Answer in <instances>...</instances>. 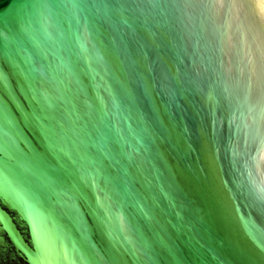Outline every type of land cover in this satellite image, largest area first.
Returning <instances> with one entry per match:
<instances>
[{
	"label": "water",
	"instance_id": "obj_1",
	"mask_svg": "<svg viewBox=\"0 0 264 264\" xmlns=\"http://www.w3.org/2000/svg\"><path fill=\"white\" fill-rule=\"evenodd\" d=\"M184 2L118 54L102 19L0 0V264H264V0ZM81 101L95 124L143 137L128 182L102 141L70 176L55 171L68 145L45 130Z\"/></svg>",
	"mask_w": 264,
	"mask_h": 264
},
{
	"label": "snow or ice",
	"instance_id": "obj_2",
	"mask_svg": "<svg viewBox=\"0 0 264 264\" xmlns=\"http://www.w3.org/2000/svg\"><path fill=\"white\" fill-rule=\"evenodd\" d=\"M189 6L191 5L184 2V0H59L58 4L52 3L50 0H36L32 16L37 9L41 8L56 11L70 8L78 18H81L83 14L85 27L90 26L94 20L102 19L114 29L113 46L116 48L117 53L123 52L126 54V48L122 49L120 46L122 37L125 34L130 32L134 35L141 30L152 32L153 29L163 27L168 23L173 10ZM31 18L20 24L22 31L27 28ZM7 40V34L0 33V42H6ZM9 56V45L5 43L2 57L6 64H9ZM43 62L42 57L33 55V63L36 67V86L42 94L46 95L49 91L46 85L49 83L47 70L41 68ZM130 67L122 61L120 70L123 74L129 75ZM3 73L8 74L7 72ZM138 75L141 74L138 73ZM118 82L123 87V94L116 96L118 110L122 104L127 103L128 111L131 112L135 109L133 92L123 81ZM58 110H61L60 106L55 104H45L42 109L44 113H55ZM34 119L43 120L40 110L37 111ZM93 119V115L89 113L82 101L76 102L74 120L57 123L53 129L45 130V134L54 135L55 141L59 145H68V152L61 155L62 163L56 160L57 168L55 171L70 176L71 171L79 163L80 157L96 158L98 156L96 145L98 141H102L105 150L114 159H116V156L119 157L118 161L123 165V175L128 182L131 178L130 170L132 168H135L137 172L141 171L143 161L139 160V157L144 151L143 137L135 132H131L130 137L122 135L120 132H114L95 124ZM129 140L140 146L139 151L128 149ZM2 155L3 153H0V156ZM32 170L37 171L36 169ZM44 176L50 179L49 175Z\"/></svg>",
	"mask_w": 264,
	"mask_h": 264
}]
</instances>
